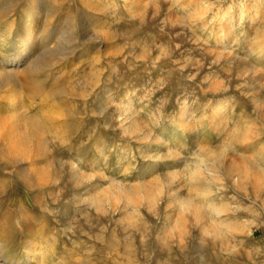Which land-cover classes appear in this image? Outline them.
<instances>
[{"label": "rangeland", "instance_id": "1", "mask_svg": "<svg viewBox=\"0 0 264 264\" xmlns=\"http://www.w3.org/2000/svg\"><path fill=\"white\" fill-rule=\"evenodd\" d=\"M263 5L0 0V260L264 264Z\"/></svg>", "mask_w": 264, "mask_h": 264}, {"label": "bare ground", "instance_id": "2", "mask_svg": "<svg viewBox=\"0 0 264 264\" xmlns=\"http://www.w3.org/2000/svg\"><path fill=\"white\" fill-rule=\"evenodd\" d=\"M262 7H264V5ZM229 8H231V5H230ZM262 9H259V11L257 13L256 12L254 13V15H253V19L254 20L255 19H258V17L260 18V15L261 16L263 15V14H261ZM227 12H229V9H228ZM21 32L22 33L20 34V36L18 35V37H19V44L17 45V48L16 49L18 50V52L21 51L22 53L17 55V58H16L15 63H14V67L15 68L18 65H20V63L25 62L26 58L29 55L33 54V51L36 48V44H35V42H36V37H35V34H36V21L34 19H32V18H28L25 21L24 28L22 29ZM34 64H37V63H34ZM14 77H15V75L13 73V70H4L2 68L0 69V105L2 104V102L3 103L7 102L8 105H9V106H7L9 108V110L15 108L16 105H17V94H18V90L12 84V81H15L14 80ZM15 79H16V77H15ZM227 107H228V101L226 103L220 104L218 106L217 110L214 112V114L212 116L214 118H217L220 115V113H222L223 111H225V109ZM183 108H184V106H183ZM3 111H4V109H3ZM4 112H6V111H4ZM19 117L20 116L14 114V113L10 114V116L9 117H6V118L0 116V128H3L4 129V131L6 132V135H8L7 133H9V126H10L9 124H11L12 122L13 123L14 122H16V123L19 122V119H18ZM24 122H26L31 127V129L33 131H35V132L36 131H39L40 130L39 128H41L39 126V124L35 120L27 119V121L24 120ZM13 128H12V130L14 131ZM172 133H173V131L172 130H169V131L166 132V134H167L166 136L171 137L172 135H174ZM9 143L7 144V146L10 145ZM16 145L17 144L15 143V146ZM11 146H14V145H11ZM24 246H25V248H24L23 251H25L24 252L25 254H24V256H21L20 255L22 258L20 257V258L11 259V260H9L10 263H7L6 259H5L4 262H2L0 260V264H30V263H33L35 261H39V262H42L43 264H45V262H44L45 261V252L42 251L41 249H39L40 243L36 242L34 239H30V240H26L25 241ZM25 257H26V259H25Z\"/></svg>", "mask_w": 264, "mask_h": 264}]
</instances>
